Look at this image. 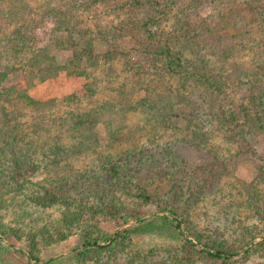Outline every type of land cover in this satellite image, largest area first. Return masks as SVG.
Segmentation results:
<instances>
[{"label":"trees","instance_id":"16d2710c","mask_svg":"<svg viewBox=\"0 0 264 264\" xmlns=\"http://www.w3.org/2000/svg\"><path fill=\"white\" fill-rule=\"evenodd\" d=\"M58 1L57 4H60L55 8L50 6V2H44L49 9L43 10V4L31 5L27 0H0V179H6V184L0 183V214L5 212L6 215L12 216L13 220L17 218V224L13 228L0 224V241L8 243V249H11L13 246L9 243L10 240L26 238L27 252L19 251L26 253L30 260L37 263L42 247L66 240L75 229L83 226L82 250L78 253L81 263H97L106 253L116 255L118 252H126V249L130 258L135 260L137 252H133L131 245L124 244L126 239L129 240L130 228L106 236L98 226L99 221L107 219L140 221L143 206L155 204L160 207L161 204H167L165 208L171 212V220L182 238L180 245L182 250L175 257L176 260L182 258L186 263L192 264L196 257H201L207 264H230L239 254L245 258L253 251L264 250V232L255 227L245 229L247 235L235 238L230 244L190 230L187 216H177L172 204L165 201L164 196H156L137 185L135 174L131 173L129 165L131 157L136 155L135 152L126 154L118 162L106 160L98 169L103 177L96 185L98 187L114 185L124 192L126 195L124 200L89 203L86 196H74L43 186H39L28 196L33 207H25L14 200L10 202L3 196L8 185L23 183L36 173L38 167L29 161V154L37 152L40 147L42 149V146L46 148L47 144H56L60 154L70 142L75 144L77 149L89 148L97 143L98 124L104 125L108 135L114 138L125 125L127 113L137 111L161 113L169 105V97L146 95L135 103L125 98V102H120L115 109L110 102L114 98L113 91H122L120 87L113 85L107 90L106 74L110 75V79L115 78L117 74L111 68H105L103 75L97 80L83 71L85 78L90 80L93 78V82L86 86L89 95L85 96L84 100L93 99V103H97L89 104L84 111L83 108L79 110L82 100L75 96H68L63 99L64 101L33 99L30 92L35 85L56 77L63 68L58 64L55 52L49 50L50 47L53 46L56 50L62 48L65 52L71 50L72 54H69L71 59L67 63L69 66L73 64V67L77 68L78 59H87L91 64L92 49L80 47L78 41L83 40L91 47L88 44L89 37L96 32L94 29L96 20L104 16L107 11L105 8L121 10L143 6L142 0H122L121 3L117 0L116 2L107 0L104 2L106 5L104 9L99 10L96 6L98 0ZM80 1H88V4L84 7L80 5L74 7L75 11L70 18L63 20L66 16L65 9L73 8ZM213 1L215 6L209 19L203 20L195 16L191 3L190 6L182 7L177 18L179 23L183 21L188 27L187 32L185 29L187 34L185 37L190 46L191 57H188L193 65H190L189 60L184 59L187 56L177 49L176 37L172 35L161 37L160 27L172 9L161 0H151L147 3L151 6L153 14L141 24L131 21L120 27L111 24L109 31L117 32V36L121 37L130 34L134 39L133 50L146 59L155 61L157 65L160 63L162 73L194 82L207 96L205 102L215 116L219 128L226 134L237 136L245 143L248 134L264 137V74L260 77L257 73L255 77L252 76L253 81L244 82L248 91L247 102L226 100L229 96L226 93L228 90L226 80L233 70H239L240 66L245 67L250 62L255 63L260 72L264 71V63L260 59L264 55L245 52L247 49L244 46L246 40L256 35L261 39L257 46L264 50V0ZM51 16L59 22L60 30L65 31L67 36L48 41L52 46L49 43L41 46L39 45L41 39L35 32L42 29L44 19L52 18ZM128 19L132 20L131 17ZM258 20L261 23L255 26L259 23ZM226 27H229L230 31L225 29ZM185 62L187 64H184ZM17 76L23 83L18 88L12 83L13 78ZM102 85L103 90L99 88ZM149 88L150 86L148 90H151ZM97 93H100L102 98L96 96ZM63 107L68 108V113L59 117ZM47 119L49 121L52 119L51 126L45 125ZM232 149L238 151L237 155L240 154L237 147ZM163 160L161 167L165 180L169 176H180L182 179H179L180 183L186 184L188 181L187 186L193 183L190 188L194 190H197V186L205 187L215 173V170L187 173L185 167L171 156V153L165 154ZM65 169L71 171L75 167L73 164H67ZM59 174L61 171L55 170L53 175L58 177ZM88 175L84 176L83 181L88 179ZM199 177L202 178V183L195 182ZM88 184L90 182H84L83 185ZM126 185H133L135 189L127 190ZM36 209L48 212L47 218L38 217ZM254 210L264 221V210L258 209L257 204ZM181 225L184 228H181ZM258 237L260 239L255 242ZM137 256L139 264H145L148 259L147 256Z\"/></svg>","mask_w":264,"mask_h":264},{"label":"rangeland","instance_id":"374dc122","mask_svg":"<svg viewBox=\"0 0 264 264\" xmlns=\"http://www.w3.org/2000/svg\"><path fill=\"white\" fill-rule=\"evenodd\" d=\"M27 1L35 6H42V4L45 6L44 2H50V6L54 8L60 4H57L58 0ZM105 1L107 0H98L97 9H104ZM117 1L122 2V0ZM150 1L142 0L143 6L135 9L133 7L121 10L105 8L107 11L104 16L96 20L94 28L96 32L89 37L88 44L91 47H88L83 40L78 41L80 47L92 49V63L89 64L87 59H78L77 68L73 67V64L67 65L71 59L69 55L72 54L71 50L70 52L62 51V48L56 50L48 42L67 35L65 31L60 30L61 25L52 16L49 19L45 18L44 26L37 30L35 35L41 39L39 45L49 43L52 46L49 50L55 52L57 62L63 68L56 77L37 83L30 93L33 99L40 101L63 100L68 96H75L82 100L79 110L83 108L82 111H84L89 104L97 105L93 103V99L84 100V97L89 95L86 86L93 82V78L97 80L102 76L105 68H111L117 74L112 79L106 74L107 90L113 85V87H120L122 91H113L114 98L110 102L115 109L120 102H125V98L135 103L146 95L169 97L167 109L153 114L142 111L127 113L124 119L125 125L114 138L108 135L104 125L98 124L96 126L97 143L89 148H79L80 151L71 142L66 144L62 154L56 148V144H47L48 146L46 148L42 146V149L40 147L37 152L29 154V161L38 167L36 173L28 177L27 181L19 182L18 185L7 183V188L2 186L6 188L3 196L10 202L14 200L25 207H33L29 203L28 196L32 195L39 186H43L65 191L64 193L74 196H86L89 203L124 200L126 195L114 185L107 184L102 187L96 185L97 181L103 177L98 169L106 160L112 163L118 162L126 154L135 152L136 155L131 157L129 165L131 173L135 174L137 185L156 196H164V200L172 204L177 216H187L190 230L203 233L213 240L226 241L227 244L232 243L235 238L245 237L247 235L245 229L250 227L264 232V221L254 210L256 204L258 209L264 210V137L259 138L253 133L248 134L247 141L243 143L237 136L224 133L205 102L207 96L194 82L162 73L160 63L157 65L155 61L146 59L133 50L134 39L130 34H124L121 37L117 36V32L109 31L111 24L120 27L125 26L128 21L141 24L147 20L153 14L151 6L147 4ZM161 1L172 8L168 18L160 27L161 37L168 35L176 37L177 49L187 56L184 59L189 60L188 63L193 65L188 57H191L190 46L185 37L187 35L185 29L187 32L188 27L183 21L179 23L177 18L180 16L182 7L190 6L189 3H191L195 16L203 20L209 19L215 3L213 0ZM86 4L88 1H80L73 8L65 9L66 16L63 20L70 18L75 11L74 7L79 5L84 7ZM43 6V10L49 9ZM129 17L132 20L128 19ZM258 22L255 26L261 23L259 20ZM220 29L223 30V28ZM225 29L230 31L229 27ZM259 38L254 35L253 38L251 36L246 40L244 46L247 51L245 52L264 55V50L257 46L261 41ZM255 59L258 60V58ZM260 59L264 63V56ZM250 63L242 68L240 66L239 70H233L226 80L228 82L226 93L229 95L226 98L227 101H248L246 100L247 86L244 82L253 81L257 73L260 77L264 74V71L260 72L255 63ZM83 71L93 76L92 80L85 78ZM12 83L17 88L23 85L18 76L13 78ZM149 86L151 90H148ZM99 88L103 90L104 86ZM156 92L158 93L155 94ZM122 93L125 95L124 98ZM95 95L102 98L100 93ZM67 111L68 108L63 107L59 117L65 116ZM50 121L47 119L45 125L51 126ZM236 147L239 149V155L236 154L238 151L235 152L232 149ZM170 153L185 167L187 173L215 170L210 182L205 187L197 186V190H194L190 188L193 183L188 184L189 186H187L188 181L186 184L180 183V176H169L165 180L161 165L165 154ZM67 164H73L75 169L65 171ZM55 170L61 171L58 177L53 175ZM86 175L88 179L83 181ZM199 181L202 183L201 177L195 180V182ZM84 182H90V184L84 186ZM0 183L6 184V179H0ZM126 189L135 188L133 185H126ZM166 206L167 204H161L160 207L155 204L143 206L140 221L107 219L100 220L98 226L106 236L130 228L129 240L126 239L124 244L133 247V252H137V259H139L137 255L147 256L145 264H190L182 258L175 259L182 250L180 246L182 238ZM36 214L38 217L47 218L48 212L36 209ZM0 224L13 228L17 224V218L13 220L12 216L2 212ZM181 228L184 226L181 225ZM259 239V237L256 238L255 242ZM9 243L13 246L11 249H8V243L0 241V264H88L81 263L78 257L83 244V226L75 229L66 240L42 247L37 263L30 260L26 253L19 251L27 252L26 238L12 239ZM127 251L128 249L116 255L106 253L99 262L93 264H139L137 259L130 258ZM192 264H207V262L201 257H196ZM230 264H264V250L253 251L245 258L239 254Z\"/></svg>","mask_w":264,"mask_h":264}]
</instances>
